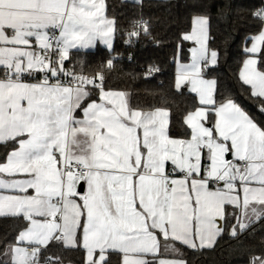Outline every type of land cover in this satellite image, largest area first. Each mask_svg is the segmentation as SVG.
Here are the masks:
<instances>
[{"label":"snow or ice","instance_id":"snow-or-ice-1","mask_svg":"<svg viewBox=\"0 0 264 264\" xmlns=\"http://www.w3.org/2000/svg\"><path fill=\"white\" fill-rule=\"evenodd\" d=\"M104 13L105 0H0V143L13 144L0 161V216L25 222L0 264H41L53 241L82 247L85 264L113 252L122 264H185L167 258L178 244L212 247L229 219L233 237L264 219V128L234 100L217 104L216 81L203 78L218 62L209 18L183 35L196 46L175 86L188 82L199 106L185 117L190 139H173L167 110H133L103 73L65 67L71 50L112 49ZM254 15L264 24V10ZM136 28L126 43L148 34L147 22ZM250 39L240 78L264 111V27Z\"/></svg>","mask_w":264,"mask_h":264},{"label":"trees","instance_id":"trees-1","mask_svg":"<svg viewBox=\"0 0 264 264\" xmlns=\"http://www.w3.org/2000/svg\"><path fill=\"white\" fill-rule=\"evenodd\" d=\"M264 10V0H143L141 3L105 0V14L114 21L112 49L71 51L66 63L77 74L104 75V88L126 95L133 110L148 112L164 109L170 113L168 134L171 138L188 139L190 129L185 116L199 104L186 88H174L176 61L189 60V41L183 35L191 29L194 16L209 18L208 46L218 52V62L205 70V77L216 81V102L234 100L258 126L264 128V111L250 88L239 77L245 48L256 35L262 22L254 13ZM147 22L148 34L133 45L126 43V35L138 22ZM113 66L107 67V61ZM153 71L148 74L147 68ZM258 67H261L258 65ZM264 70V67H261ZM13 148L12 142L0 143V161ZM211 248L190 249L177 245L179 258L185 264H250L253 256L264 254V219L255 220L245 231L233 237L228 227ZM22 218L0 217V261L18 232L24 227ZM53 256L60 264H85L81 247L68 248L51 242L40 257ZM121 254L113 252L109 264H120Z\"/></svg>","mask_w":264,"mask_h":264},{"label":"crops","instance_id":"crops-1","mask_svg":"<svg viewBox=\"0 0 264 264\" xmlns=\"http://www.w3.org/2000/svg\"><path fill=\"white\" fill-rule=\"evenodd\" d=\"M122 1H124V2H133V3H141L143 0H122ZM105 14V13H104ZM105 16H106V14H105ZM107 17V16H106ZM195 17H198V16H194L193 18H192V20H191V29H190V32H191V30H192V27H193V20H194V18ZM107 19H109V20H112V19H110L109 17H107ZM113 21V20H112ZM262 27H264V24H262ZM261 27V28H262ZM261 30V29H260ZM189 32V33H190ZM260 32V31H259ZM258 32V33H259ZM257 33V34H258ZM256 34V35H257ZM256 35H254V36H256ZM113 36H114V33H113ZM254 36H252V37H254ZM112 43H113V41H112ZM189 43L191 44V47L189 48V60L187 61V62H182V61H176V64H175V69H174V73H175V75H174V88L176 89V90H180L181 88H186L190 93H192L194 96H195V98H196V101H197V103L199 104V97H198V94L197 93H194V92H192V91H190V88H191V85L188 83V82H184L182 85H181V87L179 88V89H177L176 88V77H177V72H178V67H179V65H182V64H190L191 63V48H193V47H195L196 45H195V43L193 42V41H189ZM251 44H252V40H250V42L248 43V45L246 46V48H250L251 47ZM99 47H101V48H105V49H109L106 45H104V44H102V43H100L99 41H97V43H96V45H95V47L94 48H89V49H79V50H76V49H74V50H71V51H80V52H85V51H94L96 48H99ZM245 48V49H246ZM211 50V49H210ZM70 51V52H71ZM246 52V51H245ZM248 56H249V54L247 53V57L244 59V61H243V63H242V66H241V69H240V73H241V71L243 70V64H244V62H245V60L248 58ZM209 67H213V66H209ZM240 73H239V77H240ZM203 78L204 79H207V80H213V79H211V78H208V77H205V75L203 74ZM240 80H241V78H240ZM242 81V80H241ZM243 82V81H242ZM248 86V85H247ZM249 88H250V86H248ZM113 92H120V91H113ZM93 98H96V96H95V94H94V96H93ZM125 98H126V95H125ZM126 100H127V98H126ZM157 110V109H156ZM152 111H155V110H152ZM148 112H151V111H148ZM187 116V115H186ZM185 116V117H186ZM76 118H82V113H80L79 111H77V113H76ZM190 132H191V130H190ZM141 134H142V130H141ZM189 138H190V136H189ZM188 138V139H189ZM173 139H178V138H173ZM227 159H232V157L229 155L228 157H227ZM220 186H222V182H221V184H220ZM86 191H87V185H84V188H83V192H85L86 193ZM0 217H3V216H0ZM219 223H224V222H219ZM234 223H235V220H234ZM233 223V224H234ZM227 224V223H226ZM225 224V225H226ZM229 229H228V232H229V234H230V229H231V226L230 227H228ZM219 237V236H218ZM217 237V238H218ZM217 240V239H216ZM216 242V241H215ZM179 245V244H178ZM214 245V244H213ZM178 247V246H177ZM185 247H187V246H185ZM68 248H75V247H68ZM82 248V247H81ZM179 248V247H178ZM188 248V247H187ZM199 248V247H198ZM203 248H211V247H203ZM83 249V248H82ZM190 249H193V248H190ZM196 249V248H195ZM83 251H84V261L86 260V251L83 249ZM119 253V252H118ZM167 258H179V257H176L174 254H171V253H169L168 254V256H167ZM120 264H122V254H121V262H120Z\"/></svg>","mask_w":264,"mask_h":264},{"label":"built area","instance_id":"built-area-1","mask_svg":"<svg viewBox=\"0 0 264 264\" xmlns=\"http://www.w3.org/2000/svg\"><path fill=\"white\" fill-rule=\"evenodd\" d=\"M133 30H137V28H136V27H133L131 31H133ZM131 31H130V32H131ZM130 32H128V33H130ZM142 34H143V31L141 30V31H140V35H139V37H132V38H131V43H127V44H128V45H133V44H135V42L141 38V35H142ZM128 40H129V36H128V34H127V35H126V41H128ZM66 61H67V60H66ZM66 61H65V67H66L67 69H69L70 71H73L72 68L66 63ZM149 69H151V68H150V67L147 68V72H148V74H150V73L153 71V70H152V71L150 72ZM203 74H205V71H204ZM82 75L89 76V77H94V76H96V74H82Z\"/></svg>","mask_w":264,"mask_h":264},{"label":"rangeland","instance_id":"rangeland-1","mask_svg":"<svg viewBox=\"0 0 264 264\" xmlns=\"http://www.w3.org/2000/svg\"><path fill=\"white\" fill-rule=\"evenodd\" d=\"M190 139V138H189ZM7 259H9V257L7 256Z\"/></svg>","mask_w":264,"mask_h":264},{"label":"water","instance_id":"water-1","mask_svg":"<svg viewBox=\"0 0 264 264\" xmlns=\"http://www.w3.org/2000/svg\"><path fill=\"white\" fill-rule=\"evenodd\" d=\"M79 190V189H78Z\"/></svg>","mask_w":264,"mask_h":264}]
</instances>
